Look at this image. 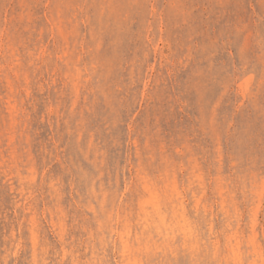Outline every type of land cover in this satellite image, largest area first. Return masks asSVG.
Here are the masks:
<instances>
[{
	"label": "rangeland",
	"instance_id": "obj_1",
	"mask_svg": "<svg viewBox=\"0 0 264 264\" xmlns=\"http://www.w3.org/2000/svg\"><path fill=\"white\" fill-rule=\"evenodd\" d=\"M0 264H264V0H0Z\"/></svg>",
	"mask_w": 264,
	"mask_h": 264
}]
</instances>
